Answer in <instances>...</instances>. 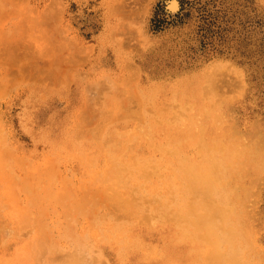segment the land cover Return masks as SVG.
<instances>
[{"label":"rangeland","instance_id":"1","mask_svg":"<svg viewBox=\"0 0 264 264\" xmlns=\"http://www.w3.org/2000/svg\"><path fill=\"white\" fill-rule=\"evenodd\" d=\"M210 69L217 98L233 99L228 122L264 133V0H0V264H62L39 256L40 238L100 252L68 264H142L145 251L121 244L158 245L157 232L114 220L80 152L103 126L137 124L139 91L160 85L166 104L172 85ZM255 193L264 249V184Z\"/></svg>","mask_w":264,"mask_h":264},{"label":"bare ground","instance_id":"2","mask_svg":"<svg viewBox=\"0 0 264 264\" xmlns=\"http://www.w3.org/2000/svg\"><path fill=\"white\" fill-rule=\"evenodd\" d=\"M210 70L172 85L171 95L162 96L166 104L157 102L165 91L160 85L138 90L137 124L121 130L103 126L96 130L98 145L80 152L92 181L107 186L114 220L136 221L157 232L158 245L145 234L130 235L128 244H121L124 251H145L138 257L142 264H261L264 259L251 224L255 192L264 184V133L242 135L228 122L233 99L217 98L216 69ZM108 115L101 116L102 123L113 126ZM34 242L39 256L56 263H93L100 255L76 245L74 254L58 253L62 249L55 251L42 238Z\"/></svg>","mask_w":264,"mask_h":264}]
</instances>
